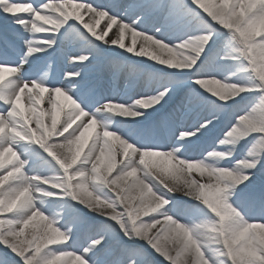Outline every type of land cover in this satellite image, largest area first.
I'll return each instance as SVG.
<instances>
[{
	"label": "snow or ice",
	"instance_id": "snow-or-ice-1",
	"mask_svg": "<svg viewBox=\"0 0 264 264\" xmlns=\"http://www.w3.org/2000/svg\"><path fill=\"white\" fill-rule=\"evenodd\" d=\"M0 17V264H264V0H0ZM102 58L128 61L123 92L86 79Z\"/></svg>",
	"mask_w": 264,
	"mask_h": 264
},
{
	"label": "bare ground",
	"instance_id": "bare-ground-1",
	"mask_svg": "<svg viewBox=\"0 0 264 264\" xmlns=\"http://www.w3.org/2000/svg\"><path fill=\"white\" fill-rule=\"evenodd\" d=\"M129 2H130V0H129V1H125L123 4H127V3H129ZM89 19H90V17H89L88 15H85V21L87 22V21H89ZM97 19H100V18H99V17H96V18L93 19L91 22L93 23L94 27H96L97 31L99 32V31L103 30V29L106 27V25H107V23H108V20H107V18H104V19H101V20H100V23H99V24H96V20H97ZM115 31H116V28H115V26H113V29L110 30L109 34L112 35ZM130 38H131V37H130V34L126 36V38H125L126 43H128V42L130 41ZM70 41L73 42V44L75 45V49L79 47V45L77 44V42H76L73 38L70 37ZM99 61H100V60H99ZM97 63H98V61L94 62L93 64L96 65ZM93 71H94L95 73H98V71L101 72V71H100L99 69H97V68L94 69ZM101 75H102V73H101ZM92 77L97 78V75L93 74ZM125 79H126V78L124 77L123 80H125ZM103 81H104V79H102V78L99 77V78L96 79L95 84H97V85H98V84H102ZM25 102H26V101H25ZM43 107L46 108V107H48V105L46 104V105H44Z\"/></svg>",
	"mask_w": 264,
	"mask_h": 264
},
{
	"label": "rangeland",
	"instance_id": "rangeland-1",
	"mask_svg": "<svg viewBox=\"0 0 264 264\" xmlns=\"http://www.w3.org/2000/svg\"><path fill=\"white\" fill-rule=\"evenodd\" d=\"M0 18L3 19V17H0ZM8 25H10L9 22H8ZM37 39H40V36H37ZM110 62L111 63L108 62V66H110L111 68H113L115 65H117L115 63H113V65H112V61H110ZM49 63L52 66H54L55 65V60L53 59ZM121 63H123L122 60L120 61V63L118 65H121ZM126 65H127V63H125V66ZM123 68H124L123 66L120 67L121 70H123ZM126 68H127V66H126ZM127 70H129V69L127 68ZM46 119H49V122H50V118H46ZM33 126H35L34 123H33ZM165 138L166 137H162V142H164V143H167V142H169L171 140V137L169 139H165ZM65 152H66V150H65ZM29 174L31 175L32 173H29ZM255 188H256L257 191H260L261 189H264V174H258V178H257V181L255 183ZM178 196H179V194H178ZM0 254H2V249H0ZM161 260H162V258H159V257H156V256L152 257L153 264H161ZM164 264H166V262H164Z\"/></svg>",
	"mask_w": 264,
	"mask_h": 264
}]
</instances>
